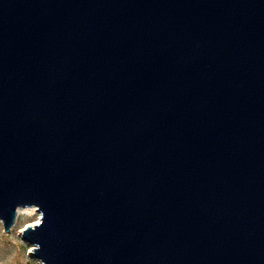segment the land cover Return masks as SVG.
Instances as JSON below:
<instances>
[{"label":"water","instance_id":"water-1","mask_svg":"<svg viewBox=\"0 0 264 264\" xmlns=\"http://www.w3.org/2000/svg\"><path fill=\"white\" fill-rule=\"evenodd\" d=\"M40 264H264V0H0V222Z\"/></svg>","mask_w":264,"mask_h":264},{"label":"rangeland","instance_id":"rangeland-1","mask_svg":"<svg viewBox=\"0 0 264 264\" xmlns=\"http://www.w3.org/2000/svg\"><path fill=\"white\" fill-rule=\"evenodd\" d=\"M38 213L19 214L10 231L4 232L0 222V264H40L29 253L30 244L23 241L19 231L37 221Z\"/></svg>","mask_w":264,"mask_h":264},{"label":"bare ground","instance_id":"bare-ground-1","mask_svg":"<svg viewBox=\"0 0 264 264\" xmlns=\"http://www.w3.org/2000/svg\"><path fill=\"white\" fill-rule=\"evenodd\" d=\"M34 213H36V211L33 207H23V208L17 209V216L19 214H26V215L30 216V215H33ZM28 251L29 252L31 251V246H30Z\"/></svg>","mask_w":264,"mask_h":264}]
</instances>
